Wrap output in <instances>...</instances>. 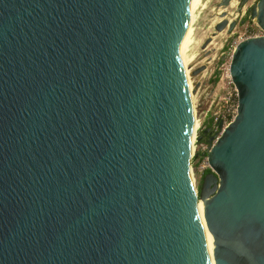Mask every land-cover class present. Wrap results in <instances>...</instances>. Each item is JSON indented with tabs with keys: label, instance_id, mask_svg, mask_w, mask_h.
<instances>
[{
	"label": "water",
	"instance_id": "1",
	"mask_svg": "<svg viewBox=\"0 0 264 264\" xmlns=\"http://www.w3.org/2000/svg\"><path fill=\"white\" fill-rule=\"evenodd\" d=\"M218 1L0 0V264H264V35L232 51L237 114L192 181Z\"/></svg>",
	"mask_w": 264,
	"mask_h": 264
},
{
	"label": "rangeland",
	"instance_id": "2",
	"mask_svg": "<svg viewBox=\"0 0 264 264\" xmlns=\"http://www.w3.org/2000/svg\"><path fill=\"white\" fill-rule=\"evenodd\" d=\"M256 0H249L245 4L241 13H235L238 7L239 0L225 10L228 13H235L237 23L235 27L228 31L227 29L215 33L214 25L219 21L218 1L210 27L207 29L208 38L204 42L200 64L197 69L203 68L196 74H192L191 79L187 82L189 90V101L193 119V136L194 147L192 148V181L196 190L199 189L205 170L209 169L204 144L205 137L201 142H197L195 138L200 134V131L205 127H210L214 113L220 108V99L223 96L224 89L229 77V63L232 51L236 44L245 37H252L259 33V27L251 20L249 14L244 13L246 9ZM234 17H230L234 19ZM243 21L241 22V20ZM240 20V21H239ZM218 75V80L214 82L215 75ZM197 135V136H196ZM199 155V157H198ZM199 201V200H198Z\"/></svg>",
	"mask_w": 264,
	"mask_h": 264
},
{
	"label": "built area",
	"instance_id": "3",
	"mask_svg": "<svg viewBox=\"0 0 264 264\" xmlns=\"http://www.w3.org/2000/svg\"><path fill=\"white\" fill-rule=\"evenodd\" d=\"M262 35H264V32L259 28V33L254 34V36L252 37H257V36H262ZM246 38L248 37H245L244 39ZM244 39L242 38L240 40H244ZM220 104H221L220 108L214 113V116L212 118V123L210 126L211 135H214L215 139L221 134L222 129L225 128L230 122L233 121V119L235 118L237 114L238 93H237V89L235 85L231 81L230 76L227 79V83L224 89L223 96L220 99ZM219 122L222 123L221 128H218ZM213 143H214V140L211 142V144L207 142L204 144L203 148L205 149V152L210 149Z\"/></svg>",
	"mask_w": 264,
	"mask_h": 264
},
{
	"label": "bare ground",
	"instance_id": "4",
	"mask_svg": "<svg viewBox=\"0 0 264 264\" xmlns=\"http://www.w3.org/2000/svg\"><path fill=\"white\" fill-rule=\"evenodd\" d=\"M235 3V0H233L232 2H231V5H233ZM236 4V3H235ZM223 11H225L224 9H221V11L219 12V15L221 14V13H223ZM229 15H234V13H229ZM190 79H191V77H190ZM189 79V80H190ZM188 80V81H189ZM187 81V82H188ZM197 136V135H196ZM196 139V138H195ZM191 143H192V145H191V151H192V148L194 147V136H193V119H192V111H191ZM203 205V203L199 200V201H197V204H196V208H197V210L201 207ZM204 237H205V245H207V236L204 234Z\"/></svg>",
	"mask_w": 264,
	"mask_h": 264
},
{
	"label": "trees",
	"instance_id": "5",
	"mask_svg": "<svg viewBox=\"0 0 264 264\" xmlns=\"http://www.w3.org/2000/svg\"><path fill=\"white\" fill-rule=\"evenodd\" d=\"M217 80H218V75L216 74L215 75V78H214V82H216ZM198 157H199V155H198ZM208 172H210V170L209 169H206L205 170V174L208 173Z\"/></svg>",
	"mask_w": 264,
	"mask_h": 264
}]
</instances>
